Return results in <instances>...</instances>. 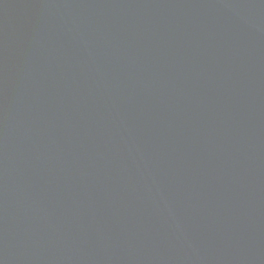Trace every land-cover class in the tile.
Here are the masks:
<instances>
[{
	"label": "water",
	"instance_id": "1",
	"mask_svg": "<svg viewBox=\"0 0 264 264\" xmlns=\"http://www.w3.org/2000/svg\"><path fill=\"white\" fill-rule=\"evenodd\" d=\"M0 264H264V0H0Z\"/></svg>",
	"mask_w": 264,
	"mask_h": 264
}]
</instances>
